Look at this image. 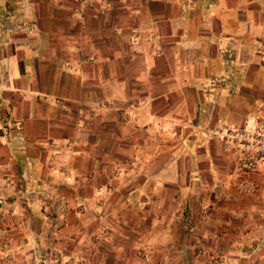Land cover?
I'll use <instances>...</instances> for the list:
<instances>
[{
	"label": "crops",
	"instance_id": "crops-1",
	"mask_svg": "<svg viewBox=\"0 0 264 264\" xmlns=\"http://www.w3.org/2000/svg\"><path fill=\"white\" fill-rule=\"evenodd\" d=\"M229 125L264 131V0H0L15 264L41 263L48 191L66 264H264V175L207 133Z\"/></svg>",
	"mask_w": 264,
	"mask_h": 264
},
{
	"label": "rangeland",
	"instance_id": "rangeland-1",
	"mask_svg": "<svg viewBox=\"0 0 264 264\" xmlns=\"http://www.w3.org/2000/svg\"><path fill=\"white\" fill-rule=\"evenodd\" d=\"M58 195H60V193H58ZM35 201H37L39 204L44 228L42 231L40 246L43 256L40 264L68 263L65 262V256L61 253V245H59L60 238L63 237V233L65 232V230H62L65 224V200H62L60 196L56 197V195H47L43 197H37ZM11 206L14 205L11 204ZM14 207L16 208V211ZM14 207L13 214L10 215L5 213L6 218L3 220L0 219V264L16 263L14 260V250L11 247V239L15 232L19 230H25L27 228V221L23 222L25 219L23 220L22 218V221L19 220L20 215L18 213L17 206ZM7 219H9L10 222L9 225H3L6 223ZM60 231H63V233ZM6 255L10 256V258L6 259ZM77 262L78 261H76L75 264H77Z\"/></svg>",
	"mask_w": 264,
	"mask_h": 264
},
{
	"label": "built area",
	"instance_id": "built-area-1",
	"mask_svg": "<svg viewBox=\"0 0 264 264\" xmlns=\"http://www.w3.org/2000/svg\"><path fill=\"white\" fill-rule=\"evenodd\" d=\"M102 104L103 106L112 105L109 102ZM102 104L100 103L99 105L102 106ZM137 106L138 103L136 101H130L123 108H118L119 119L121 121L127 120V113ZM166 130L172 135L173 140H177V125L172 123ZM207 133L211 134L221 142L224 151L236 152L239 155L240 170L242 173L251 174L262 172L264 175V131L257 128L248 129L245 126L229 125L214 132L207 131ZM47 194L48 196H52L49 191ZM1 198L2 195L0 196V199ZM13 209V207H9L5 212L0 211V219L3 220L5 218V213L10 215L13 214ZM142 251L141 249H138L135 254L141 256ZM9 258L10 256L6 255V259Z\"/></svg>",
	"mask_w": 264,
	"mask_h": 264
}]
</instances>
